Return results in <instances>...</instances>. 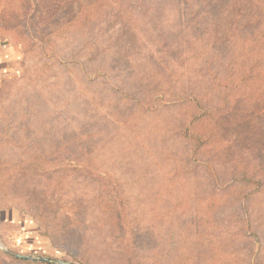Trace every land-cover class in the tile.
<instances>
[{"label": "rangeland", "instance_id": "rangeland-1", "mask_svg": "<svg viewBox=\"0 0 264 264\" xmlns=\"http://www.w3.org/2000/svg\"><path fill=\"white\" fill-rule=\"evenodd\" d=\"M256 4L42 0L35 39L0 29L23 54L0 85V168L32 170L0 184V252L264 264V110L236 118Z\"/></svg>", "mask_w": 264, "mask_h": 264}, {"label": "trees", "instance_id": "trees-1", "mask_svg": "<svg viewBox=\"0 0 264 264\" xmlns=\"http://www.w3.org/2000/svg\"><path fill=\"white\" fill-rule=\"evenodd\" d=\"M19 3L17 10H15L11 4H8L3 12L0 13V29L3 31H22L25 32V37L22 34H19V40L27 42V37L29 39H35V34L31 33L33 29V25L35 26V13L37 12L38 5L42 0H15ZM258 5L264 6V0H255ZM256 4V5H257ZM31 7L33 15L27 18V11L25 9ZM264 18V15L262 16ZM261 18V19H262ZM258 18H253V21L257 20ZM35 28H37L35 26ZM39 30V29H37ZM29 32V35H27ZM17 33V32H16ZM41 37L47 42L49 38L46 34L40 31ZM33 36V38H32ZM39 40V39H38ZM255 42L251 44L250 41H244V48L246 49V54L248 53L251 55L252 64L248 69L245 71V74L242 75V82L248 87L249 89V96L247 99V104H251L250 109H245L244 112L241 114H237L236 118H242L248 113L253 110H264V32L258 34L255 37ZM245 106V107H246ZM262 106V107H261ZM248 120V118H246ZM224 127L226 126L225 122H222ZM28 173H32L31 169L23 168L20 165L10 166V167H2L0 168V184L7 183L11 180L16 179L19 176H24ZM11 210V209H10ZM17 211L26 217H28L23 211L20 210H13ZM0 264H52V263H43L39 261H30V260H23L21 258L16 257H8L0 252Z\"/></svg>", "mask_w": 264, "mask_h": 264}, {"label": "crops", "instance_id": "crops-1", "mask_svg": "<svg viewBox=\"0 0 264 264\" xmlns=\"http://www.w3.org/2000/svg\"><path fill=\"white\" fill-rule=\"evenodd\" d=\"M23 60L20 46L0 33V85L4 80L18 76L17 70Z\"/></svg>", "mask_w": 264, "mask_h": 264}, {"label": "water", "instance_id": "water-1", "mask_svg": "<svg viewBox=\"0 0 264 264\" xmlns=\"http://www.w3.org/2000/svg\"><path fill=\"white\" fill-rule=\"evenodd\" d=\"M18 258H21L23 260H30V261H39L43 263H52V264H69L65 261H59V260H52L49 258H31L28 256H17Z\"/></svg>", "mask_w": 264, "mask_h": 264}]
</instances>
